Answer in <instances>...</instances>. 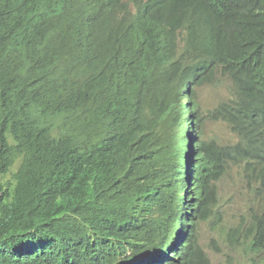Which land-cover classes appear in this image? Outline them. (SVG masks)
<instances>
[{
    "label": "trees",
    "instance_id": "obj_1",
    "mask_svg": "<svg viewBox=\"0 0 264 264\" xmlns=\"http://www.w3.org/2000/svg\"><path fill=\"white\" fill-rule=\"evenodd\" d=\"M231 166L264 252V0H0V264H211L197 218Z\"/></svg>",
    "mask_w": 264,
    "mask_h": 264
},
{
    "label": "rangeland",
    "instance_id": "obj_2",
    "mask_svg": "<svg viewBox=\"0 0 264 264\" xmlns=\"http://www.w3.org/2000/svg\"><path fill=\"white\" fill-rule=\"evenodd\" d=\"M198 93L205 109H213L232 97L230 85L220 72L216 73L213 85L198 89ZM180 104H185L183 97ZM203 135L221 144L237 142L236 135L220 122L206 121ZM231 167L217 182L215 194L209 197L207 218L199 220V245L211 264H264V252H256L251 246L252 221L261 207L256 184L252 185L239 167Z\"/></svg>",
    "mask_w": 264,
    "mask_h": 264
},
{
    "label": "clouds",
    "instance_id": "obj_3",
    "mask_svg": "<svg viewBox=\"0 0 264 264\" xmlns=\"http://www.w3.org/2000/svg\"><path fill=\"white\" fill-rule=\"evenodd\" d=\"M181 119V118H180ZM179 119V120H180ZM182 120V119H181ZM179 122V121H178ZM10 140H11V138H10ZM16 168H17V165L12 169V172H15L16 171ZM11 176V175H10ZM178 195V194H177ZM177 200H180V197L179 196H177ZM202 209H203V206H202V208H201V210H200V214H201V211H202ZM200 214H199V216H200ZM201 219V218H200ZM199 217L197 218V226H198V223H199ZM177 232L175 233V236H174V239L177 237ZM173 242H174V240H172L171 242H170V244H166L165 246H166V248H165V250H167L168 249V247L170 246V245H172L173 244ZM173 247V246H172ZM172 247H171V252H165V253H167V254H172ZM158 252H164L163 251V249L162 250H157V252H156V254L158 253Z\"/></svg>",
    "mask_w": 264,
    "mask_h": 264
}]
</instances>
